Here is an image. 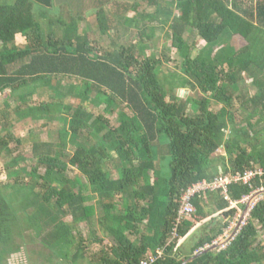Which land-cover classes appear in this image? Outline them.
Here are the masks:
<instances>
[{"label": "trees", "instance_id": "trees-1", "mask_svg": "<svg viewBox=\"0 0 264 264\" xmlns=\"http://www.w3.org/2000/svg\"><path fill=\"white\" fill-rule=\"evenodd\" d=\"M107 4L0 0V264L26 252L28 232L66 264H264V198L207 252L247 204L208 190L178 222L202 181L229 177L233 202L264 195V174L236 180L264 171V0ZM159 39L172 42L160 56ZM42 121L46 138L18 134Z\"/></svg>", "mask_w": 264, "mask_h": 264}, {"label": "rangeland", "instance_id": "rangeland-1", "mask_svg": "<svg viewBox=\"0 0 264 264\" xmlns=\"http://www.w3.org/2000/svg\"><path fill=\"white\" fill-rule=\"evenodd\" d=\"M99 2L100 1H103V2H107L108 4L106 5V9H107V11L108 12H111V11H115V8H116V4L117 3H119V4H125L127 1H129V0H98ZM95 7V6H94ZM97 7H98V5H97ZM54 9V8H53ZM52 9V10H53ZM56 11V12H55ZM55 11H52V16H54L55 18L54 19H56V20H58L59 18H62V16L60 17V15L61 14H64V12L63 11H61V10H58V9H56ZM85 11H86V16H88V15H90V12L87 10V9H85ZM84 13V12H83ZM129 15V17H133L134 15H135V13L134 12H130V13H128ZM92 16H93V13H92ZM94 19L93 18H89V21L86 23L87 24V26L89 27L90 25L92 26V24H91V22H94L93 21ZM40 23H41V25H42V29H43V31L45 32V31H47L48 30V23H49V21H48V23L45 21V19L44 18H41L40 19ZM47 23V24H46ZM91 28V27H90ZM114 30V29H113ZM121 30H122V27L120 26V32H121ZM121 34V33H120ZM91 38L92 39H97L96 38V33H93V35L91 36ZM195 41H198L199 42V39H196ZM22 42V44L24 43L23 42V39H21V40H19L18 41V43H21ZM136 42H137V40H136ZM192 42V41H191ZM131 42H130V40L126 43V44H130ZM164 43H165V45L167 46V48H169V49H171L172 48V42L171 41H168V42H165L163 39L162 40H160L159 39V42H158V44H157V46H160V50L157 52V54H158V56H160L162 53V51H163V47H164ZM26 44V43H25ZM24 44V45H25ZM199 44V49L200 48H202L203 46H204V43L203 42H199L198 43ZM233 44H234V46H236L237 48H239V47H241L242 46V42H241V39H239V38H236V39H234V41H233ZM23 45V46H24ZM154 51H156V50H151V51H147L149 54L151 53V52H154ZM161 51V52H160ZM194 55L196 56L197 55V52H195L194 53ZM174 58H177L178 56L176 55V54H174V55H172ZM174 65H173V63H172V65H170V68H173L174 69ZM251 80H248L247 81V89L250 91V93L252 94V95H254V94H256L257 93V89L254 87V86H252L251 85ZM194 95V96H196V93L195 92H193V91H191L190 89H187V90H185V89H181V90H178V95L180 96V97H188L189 95ZM199 95V94H198ZM197 97V96H196ZM0 100H3V98L0 96ZM91 110H94V108L93 107H91ZM258 119V118H257ZM256 118L253 120V121H256L257 120ZM240 120L242 121L243 119H241L240 118ZM240 121V122H241ZM44 122L42 121V122H35V123H32V124H29L28 126L26 125V126H24V127H19V130H18V134L21 136V137H23V138H26L27 136H28V134L29 133H39L41 136H43L44 138H46V136H47V131L46 130H42V131H40V125L41 124H43ZM56 128V125L54 124L53 126H51V130L52 129H55ZM52 131H54V130H52ZM222 156H225V152L224 151H219L215 156H214V158H216V159H219V158H221ZM217 166H219V170H221V168H222V166H221V164H217ZM7 178V175L6 174H4V173H2L1 174V176H0V183H3V184H5V183H7V181H8V179H6ZM243 213H244V211H243V209L241 210V211H239V213H238V215L236 216V218H235V220L232 222L233 224H231L232 225V228L234 227V225H235V223H236V225L239 223V221H240V219H241V216H243ZM248 216H249V214L248 215H246V217H245V219H244V221H246L247 219H248ZM80 226H81V228L82 229H84L85 230V226L82 224H80ZM241 226H242V223H241ZM202 229L203 228H199L198 229V234H193V235H191L185 242H184V249L186 250V251H188L190 248H191V246H193V241H192V239H194L193 237H196L195 239H197L198 237H199V235L201 234V232H202ZM234 229V228H233ZM229 230L231 231V227L229 228ZM229 230H228V232H227V234L228 235H230V233H229ZM26 235H27V247H26V249H25V251L26 252H22V253H20V254H17V255H15V254H12L10 257H8L7 256V263L8 264H29V260H27V252L29 253V255H31L34 259L35 258H39V263H35V264H48V262L45 260L48 256H51L52 257V260H53V264H66V263H64L63 261H62V259L61 258H59L58 257V255L56 254V253H52V250H49V249H45L44 247H43V245L39 242L40 241V239H37V238H34L33 239V237H31L32 236V233L30 232H28V233H26ZM26 235H24V236H26ZM23 237V236H22ZM21 237V238H22ZM43 237H41V239H42ZM224 238V237H223ZM107 239H108V241H110L111 242V238L109 239L108 237H107ZM195 239H194V241H195ZM219 240H222V238L221 239H219ZM32 241V242H31ZM192 241V242H191ZM222 241H224V240H222ZM222 241H219V242H222ZM190 242V243H189ZM33 252H35V253H33ZM40 252H43V256L42 257H40ZM37 254H39L38 256H37ZM34 255V256H33ZM33 258H31V259H33ZM4 263V260H3V262H2V264ZM32 264V263H31ZM82 264H86L85 262H82Z\"/></svg>", "mask_w": 264, "mask_h": 264}, {"label": "built area", "instance_id": "built-area-1", "mask_svg": "<svg viewBox=\"0 0 264 264\" xmlns=\"http://www.w3.org/2000/svg\"><path fill=\"white\" fill-rule=\"evenodd\" d=\"M263 174H264V171L262 169H259V170H256V171L253 170V171L246 172L244 174V176L237 177L236 180H239V181L241 180V181H243L244 183L247 184L249 182H252V180H254L257 176H262ZM230 183H231V181H230L229 177H222V178L216 179L212 183H209L207 181H202V182L193 184L191 187L188 188L187 191L184 192V194L182 196V204H181V208H180V211H179L178 222H181L184 219H186L187 217H190L191 215H193V213L195 212V206L192 203L193 198L197 194H199L201 192H206L208 190L214 191V190L223 189L226 200H228L231 203L232 206H238L239 203L247 204L253 196L246 197L241 202H233V201H231L229 199L228 194H227V185L230 184ZM259 192H263V190H259ZM263 198H264V195L260 196L252 204V206L250 208V211L253 209V207L256 205V203L260 199H263ZM245 222L246 221H244L242 223L241 227H243L245 225ZM236 226L237 225L235 223L233 228L235 229ZM177 228L175 229V237L177 236ZM233 228H232V225H231V231L229 230L230 234H231V232H233V230H234ZM225 236L228 237L229 235L226 234ZM159 254L161 255V253H159Z\"/></svg>", "mask_w": 264, "mask_h": 264}, {"label": "water", "instance_id": "water-1", "mask_svg": "<svg viewBox=\"0 0 264 264\" xmlns=\"http://www.w3.org/2000/svg\"><path fill=\"white\" fill-rule=\"evenodd\" d=\"M263 193L262 192H258L256 193L251 199L250 201L247 203V206H246V209L244 210V213H243V216H241V219L239 221V223L237 224L235 230H233V232L227 237L225 238L224 241L220 242V243H217V244H214L213 246L209 247L207 250H205L204 252H207L209 250H213V249H217L219 247H222L224 245H226L231 239H233V237L237 234V232L239 231V228L241 227V223L244 222V219L246 217V215L249 214L250 212V208L252 206V204L260 197L262 196ZM199 256V254H195L192 258H190L188 260V262L194 260L195 258H197Z\"/></svg>", "mask_w": 264, "mask_h": 264}, {"label": "clouds", "instance_id": "clouds-1", "mask_svg": "<svg viewBox=\"0 0 264 264\" xmlns=\"http://www.w3.org/2000/svg\"><path fill=\"white\" fill-rule=\"evenodd\" d=\"M235 230V229H234ZM232 233V232H231ZM227 238V237H226ZM225 240V239H224ZM220 241H222V240H220Z\"/></svg>", "mask_w": 264, "mask_h": 264}]
</instances>
